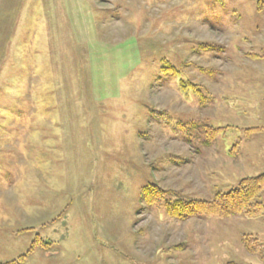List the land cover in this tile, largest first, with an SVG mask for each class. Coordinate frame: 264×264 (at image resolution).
I'll return each instance as SVG.
<instances>
[{"label":"rangeland","instance_id":"rangeland-1","mask_svg":"<svg viewBox=\"0 0 264 264\" xmlns=\"http://www.w3.org/2000/svg\"><path fill=\"white\" fill-rule=\"evenodd\" d=\"M261 175L264 0H0V264H264L166 209Z\"/></svg>","mask_w":264,"mask_h":264},{"label":"trees","instance_id":"trees-1","mask_svg":"<svg viewBox=\"0 0 264 264\" xmlns=\"http://www.w3.org/2000/svg\"><path fill=\"white\" fill-rule=\"evenodd\" d=\"M264 191V175L245 178L239 185L227 193L217 194L212 200L193 202L178 201L167 203L168 213L178 219L190 217L218 216L221 218L237 217L242 214L258 216L263 212L262 203L255 202ZM147 187L144 196L151 203H161L160 194ZM244 246L252 254H260L264 259V245L252 236L244 237ZM26 256L3 264H24ZM234 264V263H230Z\"/></svg>","mask_w":264,"mask_h":264}]
</instances>
